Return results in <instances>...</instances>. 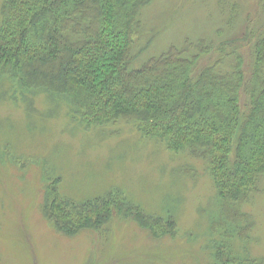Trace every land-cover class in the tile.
Here are the masks:
<instances>
[{
    "label": "rangeland",
    "instance_id": "rangeland-1",
    "mask_svg": "<svg viewBox=\"0 0 264 264\" xmlns=\"http://www.w3.org/2000/svg\"><path fill=\"white\" fill-rule=\"evenodd\" d=\"M141 20L135 50L146 49L133 69L204 39L235 49L250 73L264 0H153ZM9 73L0 76V264H215L217 243L231 247L236 261L227 264H264V179L241 222L223 227L227 212L203 161L150 141L134 123L85 128L63 96L28 92ZM55 195L61 214L114 197L115 214L99 230L61 231L45 210Z\"/></svg>",
    "mask_w": 264,
    "mask_h": 264
},
{
    "label": "trees",
    "instance_id": "trees-1",
    "mask_svg": "<svg viewBox=\"0 0 264 264\" xmlns=\"http://www.w3.org/2000/svg\"><path fill=\"white\" fill-rule=\"evenodd\" d=\"M152 1L4 0L0 76L9 71L28 92L63 96L85 128L134 123L150 141L200 159L227 212L223 227H232L264 179V25L256 31L250 73L235 49L204 39L171 46L133 69L146 49L135 50L144 36L141 14ZM114 200L66 215L55 195L45 210L61 231L102 229L115 214ZM127 216L162 231L152 217ZM214 248L213 263H231L228 243Z\"/></svg>",
    "mask_w": 264,
    "mask_h": 264
}]
</instances>
